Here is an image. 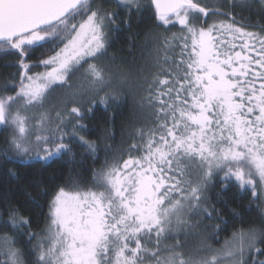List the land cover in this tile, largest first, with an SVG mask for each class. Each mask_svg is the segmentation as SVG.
Masks as SVG:
<instances>
[{"label":"snow or ice","instance_id":"1","mask_svg":"<svg viewBox=\"0 0 264 264\" xmlns=\"http://www.w3.org/2000/svg\"><path fill=\"white\" fill-rule=\"evenodd\" d=\"M253 2L228 0V7ZM110 3L112 10L104 0H0V51L14 50L20 70L18 83L13 77L3 86L14 94H0L5 159L71 155L77 138L95 157L97 143L80 134L84 106L87 113L119 107L125 87L140 94L136 107L146 117L129 133L127 159L124 153L106 159L90 186L69 175L58 188L46 232L33 246L35 264H249V255L251 264H264V248L257 246L264 245V231L256 227H241L219 248L202 244L195 254L180 239L217 212L207 207L217 177L250 191L253 200L264 198V24L248 31L221 5L200 0H151L156 27L164 25L165 33L149 30L139 66L113 70L97 61L127 23L117 19L118 9L138 11L140 3ZM210 16L231 22L208 24ZM176 24L179 35H167ZM36 48L52 54L30 64ZM57 88L63 98L53 120L50 110H40ZM7 223L22 232L30 221L9 207ZM222 225L227 222L210 234L217 242ZM15 243L0 237L10 264H23Z\"/></svg>","mask_w":264,"mask_h":264},{"label":"trees","instance_id":"2","mask_svg":"<svg viewBox=\"0 0 264 264\" xmlns=\"http://www.w3.org/2000/svg\"><path fill=\"white\" fill-rule=\"evenodd\" d=\"M104 3L109 10L115 8V4L110 3V0H104ZM139 3L140 10L138 11L129 12L127 9H118L117 19L127 21V23H121L119 31L110 36L107 54L97 63L110 66L113 70L117 68L132 70L143 63L145 57L142 55L141 45L149 30L165 33L164 25L160 24L156 27L159 22L155 18V9L151 5V0H139ZM206 3L221 5V11L233 13L236 25L244 26L248 31H259V27H253V25L264 24V4L261 0H254L251 8L243 9L229 8L228 0ZM206 19L208 24L218 20L231 22L228 16H210ZM179 31L178 24L168 25L166 34L179 35ZM235 43L239 44L240 41L237 40ZM178 52L179 49H177ZM51 54L52 52L46 51L45 48H36L30 53L27 62L35 63ZM113 57H115V64H113ZM18 59V54H15L14 50L13 52L0 51V94H14L11 90L5 92L3 86L13 77L17 83L19 82ZM43 70L40 67L32 71ZM134 78L130 77V83ZM75 79L73 77V81ZM9 87L11 88V85ZM57 90L60 89L57 88ZM60 98L58 103H53L50 98L48 99L49 103L51 102L49 109L53 111L54 116L56 111L60 110L59 105L63 93ZM139 98V93L125 87L123 101L119 107L112 106L105 111L103 106H97L92 113H87V105L84 106L86 115L82 123L86 127L80 134L84 135L85 139L97 143L98 151L95 157L79 144L78 138L73 143L71 155H63L49 161L21 158L8 160L0 154V237L8 236L15 239L14 247L20 250L23 264H35L36 253L33 251V246L46 232L49 201L59 187L66 186L69 175L82 177V183L90 186L93 171L99 170L106 159L112 161L114 154L119 155L120 153H124V159L128 158L126 149L133 142L129 133L146 122V117L140 114L136 107ZM72 106L68 105L69 108ZM134 112L137 113L136 116L133 115ZM6 136L7 133L3 130V126H0V149L5 147ZM207 195L209 197L207 207L215 208L217 212L213 213L211 220L205 218L186 240L183 236L180 237L186 253L195 254V250L205 243L219 248L226 239L231 238L234 231H238L241 227L245 229L256 227L264 231V219H262L264 198L253 200L250 191H241L234 181L228 182L225 186L220 182L219 177L214 181V186L210 187ZM9 207L17 209L23 217L30 221L22 232L11 228L7 223ZM221 220L226 221L227 226L222 225L224 230L219 233V242H217V239L211 237L210 234L215 225L221 223ZM29 232L35 234L36 238L29 239ZM257 246L264 248V245ZM259 259H264V255L259 256ZM248 260L251 264L250 255ZM0 264H4L1 248Z\"/></svg>","mask_w":264,"mask_h":264},{"label":"rangeland","instance_id":"3","mask_svg":"<svg viewBox=\"0 0 264 264\" xmlns=\"http://www.w3.org/2000/svg\"><path fill=\"white\" fill-rule=\"evenodd\" d=\"M208 1H215V0H200L201 3H202V2H203V3H206V2H208ZM62 93H63V90H61V89L52 92V93L50 94V96H49V98L51 99L50 101L53 102V103H58V102H59V99H61L60 96H61ZM51 102H50V103H51ZM50 103H49V101H47V102L45 103L44 109H41L40 111L47 110V109L50 110V115H51V117H52V119H53V118H55V116L53 115V111H52L51 109H49V107H50ZM34 111H37V110H34ZM29 115H32V113H29ZM48 223H49V221H48ZM47 227H48V226H47ZM46 229H47V228H46ZM1 250H2V253H3V256H4V264H10L9 257L6 255L8 249H7V248H1Z\"/></svg>","mask_w":264,"mask_h":264},{"label":"water","instance_id":"4","mask_svg":"<svg viewBox=\"0 0 264 264\" xmlns=\"http://www.w3.org/2000/svg\"><path fill=\"white\" fill-rule=\"evenodd\" d=\"M154 7V6H153ZM155 9V8H154Z\"/></svg>","mask_w":264,"mask_h":264}]
</instances>
